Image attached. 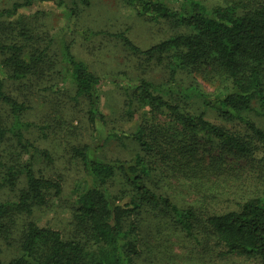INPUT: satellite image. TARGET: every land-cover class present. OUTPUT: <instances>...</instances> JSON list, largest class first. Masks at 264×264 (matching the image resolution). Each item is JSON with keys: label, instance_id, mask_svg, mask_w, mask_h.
<instances>
[{"label": "rangeland", "instance_id": "obj_1", "mask_svg": "<svg viewBox=\"0 0 264 264\" xmlns=\"http://www.w3.org/2000/svg\"><path fill=\"white\" fill-rule=\"evenodd\" d=\"M21 1L0 0V9ZM84 1L33 0V5L19 11L14 19H0V45H21L17 35L19 29L25 28L32 39L23 44V59L29 61L32 55L46 50L38 61L39 78L6 81L4 93L27 108L20 116L25 136L50 155V161L41 157L36 159V173L61 187L59 197L50 194L45 205L35 208L30 217L10 214L0 220V258L4 263L20 256L29 220L41 228L59 231L65 239L81 236L86 231L85 225H79L74 216L78 195L88 186L82 163L74 150L90 144L95 147L98 143L93 141L88 102L84 97H76L70 68L62 65L61 39L69 45L72 54L100 78L98 96L106 129L132 133L144 127L152 140L148 138L150 151L142 152L130 139H105L96 151L99 159L131 161L139 154L147 166L153 168L146 181L152 191L168 197L181 208H198L204 215L238 210L240 205L260 197L264 191L260 142L238 123L223 122L197 98L198 93L212 97L222 87L229 86L213 64L202 63L178 71L176 79L186 90L183 95L167 89L157 93L192 116L204 112L209 122L247 141L254 149L252 155L242 156L220 147L213 139L190 134L166 113L139 103L135 93L130 92L137 112L131 119L125 115V97L120 85L129 80L144 79L155 86L167 87L171 54L153 59L135 55L118 36L122 35L137 48L146 50L171 36L185 33L186 29L175 21L154 23L138 17L128 0H87L88 5ZM196 1L207 8L238 3L245 12L264 2ZM184 2L165 0V5L178 11ZM70 10L74 12L73 17ZM8 56V53L0 55V60ZM46 87L52 90H45ZM248 116L264 131L262 118L253 114ZM13 125L9 107L0 100V126L11 128ZM14 146L12 135H8L3 148L14 152ZM121 187L116 180L109 188L111 192H117ZM19 191L20 188L0 191V203L15 200ZM147 219L140 225V255L134 264H260L257 259L225 255L226 250L217 243L204 245L172 226H164L157 232L153 225L145 222ZM198 238L201 240L203 235Z\"/></svg>", "mask_w": 264, "mask_h": 264}, {"label": "trees", "instance_id": "obj_2", "mask_svg": "<svg viewBox=\"0 0 264 264\" xmlns=\"http://www.w3.org/2000/svg\"><path fill=\"white\" fill-rule=\"evenodd\" d=\"M84 3L88 5L87 0ZM128 4L140 18L154 23L175 21L186 31L146 50L118 36L135 55L153 59L171 54L167 87L155 86L144 79L120 85L125 97V115L131 119L137 112L131 97L135 93L139 103L166 113L190 134L213 139L220 147L242 156L252 155L254 149L247 141L209 122L204 112L192 116L157 93L167 89L183 95L186 90L176 79L178 71L211 63L222 72L229 86L222 87L212 97L198 93L197 98L223 122H236L251 133L260 142V161L264 163V131L248 116L253 114L264 120V2L246 12L238 3L207 8L196 0H185L178 11L168 8L165 0H128ZM32 5L33 0L15 2L0 9V19L12 20L19 11ZM73 14L70 10L71 17ZM17 39L21 45H0V55L9 54L0 60V100L9 107L14 120L11 128L0 126V191L18 188L20 191L15 200L0 203V220L10 214L30 217L35 208L45 205L50 194L55 198L61 194L57 182L36 173L38 157L51 159L47 151L37 148L25 136L20 116L27 108L4 93L6 81L39 78L38 61L46 52L40 51L25 61L23 44L32 39L30 31L19 29ZM60 45L61 62L70 68L76 97H84L88 102L93 141L98 143L95 147L90 144L74 150L88 185L78 195L74 216L79 225H85L86 231L81 236L65 239L59 231L41 228L29 220L20 256L7 263L0 258V264H134L140 255V225L146 218L145 222L157 232L164 226H172L204 245L217 243L226 250L225 255L257 259L264 264V191L260 197L240 205L238 210L204 215L198 208H181L168 197L152 191L146 181L153 168L139 154L131 161L99 159L96 151L105 139H130L140 151L149 152L151 138L144 127L132 133L106 129L98 96L100 78L72 54L64 40L61 39ZM8 135L14 139V152L3 148ZM116 180L122 187L111 192L109 187ZM199 235H203L201 240Z\"/></svg>", "mask_w": 264, "mask_h": 264}]
</instances>
